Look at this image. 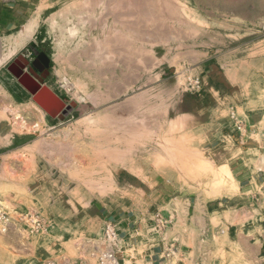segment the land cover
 Masks as SVG:
<instances>
[{
	"label": "rangeland",
	"instance_id": "obj_1",
	"mask_svg": "<svg viewBox=\"0 0 264 264\" xmlns=\"http://www.w3.org/2000/svg\"><path fill=\"white\" fill-rule=\"evenodd\" d=\"M21 55L76 103L64 120L9 71ZM233 111L264 156V0H0V202L44 224L0 227V264H99L118 216L127 264H264V202L230 200Z\"/></svg>",
	"mask_w": 264,
	"mask_h": 264
},
{
	"label": "crops",
	"instance_id": "obj_2",
	"mask_svg": "<svg viewBox=\"0 0 264 264\" xmlns=\"http://www.w3.org/2000/svg\"><path fill=\"white\" fill-rule=\"evenodd\" d=\"M250 129L251 126L248 125ZM258 129V128H256ZM264 134V133H263ZM247 136L245 142L242 141V144H245L243 149L244 152L237 157H234L230 161V169L234 175V178L237 182L238 191L234 197H231L232 203L235 204L233 208H237V212H244L249 208L254 211V209H259L264 202V156L260 155H251L248 153V150L252 147H248L250 143ZM255 148L259 149L260 145L251 141ZM116 223L118 224L120 241L125 240L130 236L132 232L133 224L132 220L126 217L118 216L115 218ZM125 253V252H124ZM170 254L166 255V250L153 249L147 252L145 260L148 264H171L169 257ZM119 257V256H118ZM128 255H123L119 257L120 264H127ZM122 260V261H121ZM134 264V262H132Z\"/></svg>",
	"mask_w": 264,
	"mask_h": 264
},
{
	"label": "built area",
	"instance_id": "obj_3",
	"mask_svg": "<svg viewBox=\"0 0 264 264\" xmlns=\"http://www.w3.org/2000/svg\"><path fill=\"white\" fill-rule=\"evenodd\" d=\"M232 120L235 128L238 130L239 134L243 137H247V132L249 126L247 122L241 119V117L236 113L232 112ZM162 225H166L171 222V216L169 219L162 221L159 219ZM21 222L32 224V230L39 231L44 227L39 216L33 211L24 212H11L0 202V227H6L10 225H16ZM102 241L104 248L101 250L98 261L99 264H120V259L118 257V251L120 250V234L119 228L116 223H106L102 230ZM46 264H62L55 260H49Z\"/></svg>",
	"mask_w": 264,
	"mask_h": 264
},
{
	"label": "water",
	"instance_id": "obj_4",
	"mask_svg": "<svg viewBox=\"0 0 264 264\" xmlns=\"http://www.w3.org/2000/svg\"><path fill=\"white\" fill-rule=\"evenodd\" d=\"M44 56L43 53L40 55L41 58ZM48 62L49 59L46 57V65ZM29 64L30 61L21 55L8 66V69L17 78L19 84L31 95L32 99L42 106L50 116L64 120L69 110L76 106V103H66L52 88L40 82L26 70Z\"/></svg>",
	"mask_w": 264,
	"mask_h": 264
},
{
	"label": "bare ground",
	"instance_id": "obj_5",
	"mask_svg": "<svg viewBox=\"0 0 264 264\" xmlns=\"http://www.w3.org/2000/svg\"><path fill=\"white\" fill-rule=\"evenodd\" d=\"M226 173L229 175V177L232 176V172L228 166L226 167Z\"/></svg>",
	"mask_w": 264,
	"mask_h": 264
},
{
	"label": "flooded vegetation",
	"instance_id": "obj_6",
	"mask_svg": "<svg viewBox=\"0 0 264 264\" xmlns=\"http://www.w3.org/2000/svg\"><path fill=\"white\" fill-rule=\"evenodd\" d=\"M28 67V66H27ZM27 69V68H26Z\"/></svg>",
	"mask_w": 264,
	"mask_h": 264
}]
</instances>
